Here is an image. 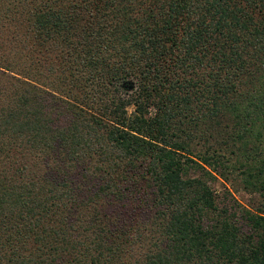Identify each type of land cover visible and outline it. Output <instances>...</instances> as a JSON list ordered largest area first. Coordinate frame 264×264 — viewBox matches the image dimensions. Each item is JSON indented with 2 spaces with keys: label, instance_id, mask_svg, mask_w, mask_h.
Returning a JSON list of instances; mask_svg holds the SVG:
<instances>
[{
  "label": "trees",
  "instance_id": "1",
  "mask_svg": "<svg viewBox=\"0 0 264 264\" xmlns=\"http://www.w3.org/2000/svg\"><path fill=\"white\" fill-rule=\"evenodd\" d=\"M0 264H264V0H0Z\"/></svg>",
  "mask_w": 264,
  "mask_h": 264
},
{
  "label": "rangeland",
  "instance_id": "2",
  "mask_svg": "<svg viewBox=\"0 0 264 264\" xmlns=\"http://www.w3.org/2000/svg\"><path fill=\"white\" fill-rule=\"evenodd\" d=\"M234 189H231L230 186H228V188H230L231 194L241 203H246L249 201V195L246 194L244 191L241 190V188L235 184L233 186H231ZM214 190L215 193L219 194L222 190V187L220 185L219 182H215L214 183Z\"/></svg>",
  "mask_w": 264,
  "mask_h": 264
}]
</instances>
